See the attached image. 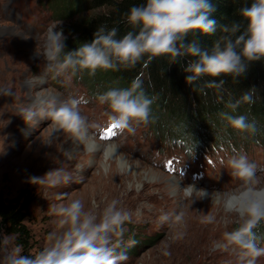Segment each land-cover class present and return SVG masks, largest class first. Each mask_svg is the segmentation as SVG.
Masks as SVG:
<instances>
[{
    "label": "clouds",
    "instance_id": "obj_1",
    "mask_svg": "<svg viewBox=\"0 0 264 264\" xmlns=\"http://www.w3.org/2000/svg\"><path fill=\"white\" fill-rule=\"evenodd\" d=\"M213 11L208 0H144L125 14V22L132 31L118 37L117 28L101 26L91 42L78 44L68 52L63 28L56 30L61 21L54 22L44 33L41 50L36 49L37 56L44 61L43 71L28 83L36 87L49 78L71 79L84 72L91 76L98 70L130 68L145 57L147 63L161 56H168L173 62L177 58L187 59L186 84L205 76L238 80L251 63L264 59V0H252L250 5L242 7L240 22L224 26L222 36L211 48L203 47L197 39L189 41V34L205 36L216 32V21L210 18ZM223 83V80H212L208 87L219 89ZM254 95L255 89H249L227 107L235 111L242 103H253ZM95 99L105 106L107 120L103 126L82 114L81 105L89 102L84 96L64 98L60 92L48 88L41 89L32 103L21 109L20 117L26 124L34 120L48 122L52 129L48 145H52L53 137L57 139L54 133H62L73 144L72 148L61 152L63 161H54L57 167L42 176L29 177L28 183L37 190L62 188L73 183L74 177L82 180L79 174L85 165L70 166L81 152L88 157L85 162L88 167L96 162L97 153L103 161L113 160L119 165L123 162L119 145L102 138L104 128L112 129L115 135L125 131L135 133L138 126L150 122L153 100L143 91L139 78L126 88L98 93ZM224 118L238 133L255 134L257 131L255 122H249L244 115L225 113ZM227 169L238 181V187L232 192L209 193L195 184L181 188L183 171L180 179L172 184V190L182 200L190 201V205L206 198L218 203L223 198L237 226L223 232L216 249L234 256L238 264H257L264 258V235L256 231L264 223V168H258L245 154H237L227 160ZM58 200L61 202L51 207L57 229L49 234L48 244L31 255L22 254V246L17 245L5 252L0 264H124L127 249L134 247L137 241H124V225L131 221L133 214L120 207L119 200L113 199L103 207L93 201L88 208L82 199L70 198L67 193H61ZM215 219L213 215H205L201 222L210 224ZM158 223L175 230L172 241L180 238L186 226L183 206L162 213ZM164 254L170 253L165 250Z\"/></svg>",
    "mask_w": 264,
    "mask_h": 264
},
{
    "label": "rangeland",
    "instance_id": "obj_2",
    "mask_svg": "<svg viewBox=\"0 0 264 264\" xmlns=\"http://www.w3.org/2000/svg\"><path fill=\"white\" fill-rule=\"evenodd\" d=\"M89 15L74 14L61 20L57 19L50 0H0V193L7 199H20L26 193L33 200L24 222L32 236V248L22 254H34L48 244L49 234L57 229L51 207L61 202L58 200L61 193H67L70 198L82 199L86 208L93 201L103 207L117 199L120 207L133 214L131 221L124 225V241L134 239L137 243L127 249L132 253L127 254L124 264H238L234 256L215 247L223 232L237 226L235 217L223 203H212L208 198L190 205V201L173 193L172 180H179L183 171L181 188L195 184L211 193L232 192L238 187V181L230 176L227 160L233 155L245 154L258 168H264V142L243 145L242 149L233 152L211 149L199 157H195V153L185 156L182 148L161 147L141 124L135 133L125 131L109 138L119 145L133 167L131 171L126 169V177L117 162L113 173V167L110 168L113 160L105 162L97 153L91 167L85 164L86 156L84 163L80 159L70 162V166L75 163L85 165L79 174L82 180L74 177L73 183L62 188L39 190L28 183L29 177L42 176L57 167L54 161H63L61 152L73 147L71 140L62 133H54L57 139L53 137L52 145H48L52 135L48 122L34 120L26 124L20 117L21 109L29 106L41 89L56 90L64 98L84 96L89 102L81 105L82 114L102 126L106 123L105 106L99 105L95 98H89L85 87L73 77L49 78L36 87L28 83L43 71L44 61L37 56L36 49L41 50L47 28L61 21L56 30L62 27L68 39L71 32L67 28ZM6 91L10 94H5ZM136 165L138 168L135 169ZM153 175L157 176L153 181L155 184L146 179ZM181 205L186 226L183 235L172 241L175 230L161 226L158 218ZM205 215H213L215 222L202 223ZM15 246L13 237L1 235L0 259ZM165 250L170 254L165 255ZM257 264H264V258Z\"/></svg>",
    "mask_w": 264,
    "mask_h": 264
},
{
    "label": "trees",
    "instance_id": "obj_3",
    "mask_svg": "<svg viewBox=\"0 0 264 264\" xmlns=\"http://www.w3.org/2000/svg\"><path fill=\"white\" fill-rule=\"evenodd\" d=\"M57 19L67 20L74 14L90 15L77 25L68 27L71 36L65 40V51H73L78 44L91 42L94 32L101 26L118 29L122 37L133 29L125 22L127 11L144 0H50ZM214 11L210 18L216 21V32L200 36L189 34L188 40L197 39L203 47L211 48L222 36L221 29L232 22H240L239 11L252 0H208ZM96 11H99L96 13ZM244 23V22H241ZM147 61V57L134 67L120 66L117 70H98L95 75L78 73L74 80L85 87L89 98L111 88H126L139 78L145 94L153 100L150 122L144 125L161 147L183 149L195 157L209 150L238 151L243 145L264 142V59L249 65L247 72L238 80L231 77H201L192 84L185 83L187 59L173 62L168 56ZM215 80L224 83L219 89L208 87ZM255 89L253 103H242L235 111L227 107L238 100L244 92ZM244 115L255 122V134L234 131L224 118ZM143 125V124H142ZM264 144V143H263ZM231 153V152H230ZM32 199L25 193L20 199H7L0 193V237L11 236L15 245L26 253L32 248V236L25 226ZM235 228V227H233ZM256 231L264 235V226ZM127 254H131L127 251Z\"/></svg>",
    "mask_w": 264,
    "mask_h": 264
},
{
    "label": "bare ground",
    "instance_id": "obj_4",
    "mask_svg": "<svg viewBox=\"0 0 264 264\" xmlns=\"http://www.w3.org/2000/svg\"><path fill=\"white\" fill-rule=\"evenodd\" d=\"M119 152L121 153L120 149H119ZM121 154H122V153H121ZM85 156H86L85 154L79 153V154L75 157L74 161L77 162V161L80 159V161L84 163V162H85ZM122 156H123V154H122ZM86 157H87V156H86ZM115 165H116V162H115V161H111V162H110V168L113 167V173H114V167H115ZM119 166H120V168L123 170L122 175H124V177H126V176H125V171H126V169H128V170H130V171L133 169V167L129 164L127 157H125V156H123V162L120 163ZM103 167H105V165H104ZM136 167L138 168L137 165H136L134 168L136 169ZM156 178H157V176H154V175H153L151 178H148V177L146 176V179L150 180V182H153ZM175 181H177V180H175V179L172 180V183H174ZM155 183H156V182H153L152 184H155ZM157 183H158V182H157ZM179 186H180V183H179ZM209 193H211V192H209ZM219 203H223L224 207L226 208V206H225V201H224L223 198L219 201ZM226 209H227V208H226Z\"/></svg>",
    "mask_w": 264,
    "mask_h": 264
},
{
    "label": "snow or ice",
    "instance_id": "obj_5",
    "mask_svg": "<svg viewBox=\"0 0 264 264\" xmlns=\"http://www.w3.org/2000/svg\"><path fill=\"white\" fill-rule=\"evenodd\" d=\"M114 135H115V133L113 132V130L109 128V129H107V131L104 132L102 138L108 139Z\"/></svg>",
    "mask_w": 264,
    "mask_h": 264
}]
</instances>
